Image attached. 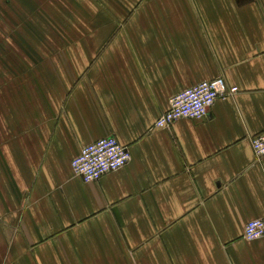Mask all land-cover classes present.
<instances>
[{
    "label": "crops",
    "instance_id": "crops-1",
    "mask_svg": "<svg viewBox=\"0 0 264 264\" xmlns=\"http://www.w3.org/2000/svg\"><path fill=\"white\" fill-rule=\"evenodd\" d=\"M223 77L201 119L155 126ZM264 0H0V264H264ZM131 158L85 182L81 148Z\"/></svg>",
    "mask_w": 264,
    "mask_h": 264
},
{
    "label": "built area",
    "instance_id": "built-area-1",
    "mask_svg": "<svg viewBox=\"0 0 264 264\" xmlns=\"http://www.w3.org/2000/svg\"><path fill=\"white\" fill-rule=\"evenodd\" d=\"M238 91L237 85L230 86L223 77L204 80L173 96L169 109L160 115L155 126L168 127L180 118L201 119L218 99H226ZM252 146L257 158L264 157V131L253 137ZM130 158L128 147L110 135L84 145L73 159L72 168L85 182H92L125 166ZM244 237L248 240L264 237V217L249 220Z\"/></svg>",
    "mask_w": 264,
    "mask_h": 264
}]
</instances>
